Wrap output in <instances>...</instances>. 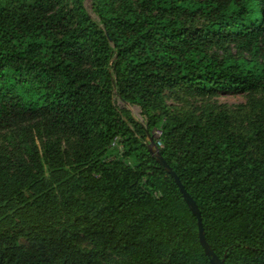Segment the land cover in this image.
Segmentation results:
<instances>
[{"label": "trees", "instance_id": "1", "mask_svg": "<svg viewBox=\"0 0 264 264\" xmlns=\"http://www.w3.org/2000/svg\"><path fill=\"white\" fill-rule=\"evenodd\" d=\"M0 1V130L41 118L85 145L70 174L55 144L40 154L19 134L26 159L0 166V264H104L107 252L120 257L113 264H211L196 217L147 150L146 130L162 120L160 154L195 201L206 242L224 264H264V120L239 134L223 109L189 125L164 96L181 85L256 93L251 116L264 119V0H141L140 11L95 0L101 26L82 0L71 9ZM184 15L204 26L188 31ZM230 43L234 52H210ZM114 96L138 106L145 126ZM116 136L135 165L99 162ZM30 227L43 250L18 243ZM78 234L93 248L77 245Z\"/></svg>", "mask_w": 264, "mask_h": 264}, {"label": "rangeland", "instance_id": "2", "mask_svg": "<svg viewBox=\"0 0 264 264\" xmlns=\"http://www.w3.org/2000/svg\"><path fill=\"white\" fill-rule=\"evenodd\" d=\"M138 11H140L141 0H131ZM199 1V0H193ZM3 1H0L2 4ZM67 8H74L73 0H66ZM82 4L89 14L93 22L101 26L98 16L95 13V0H82ZM117 8L120 7L119 2L115 3ZM183 27L188 31H194L204 26V21L198 15H184L181 17ZM234 52L235 45L230 43L228 47L225 45H213L210 52L216 55H221L223 50ZM264 54V53H263ZM165 102L169 112L179 111L184 116L185 120L191 125L195 120L205 121L207 112L212 110L227 109L232 113L231 126L232 129L239 134H245L252 130L254 123L264 120L259 116H251V108L262 100L261 96L256 93L249 92H218L215 94H207L199 91H192L189 87L177 86L173 89L166 90L164 93ZM114 106L120 112L125 109L129 111L131 116L144 126L146 124V116L141 113L138 106L122 101L120 98L114 96ZM163 120L152 129L154 138L161 135V127ZM24 132L27 140L34 145L38 152L42 154L45 146L49 143L55 144L59 150L66 170L73 174L78 165V155L85 156V145L80 138L67 127H55L44 119L34 118L21 122L16 126L8 129L0 130V166L6 164L9 160L16 161L19 159H26L25 154L18 145L19 134ZM122 139L116 136L112 142L105 148L103 156L99 159L101 164H111L118 161L126 165H135L133 158H126L123 156L124 149L121 145ZM45 176L48 180L47 166L44 164ZM81 199L89 202H97L93 196H88L84 193L80 195ZM100 202V201H99ZM98 202V204H100ZM26 229V228H25ZM22 231V235L18 238V243L27 251H41L42 244L38 239V233L34 228H28ZM73 241L82 248L91 249L93 244L91 240L83 234H78L73 237ZM46 250V249H44ZM120 257L112 253H105L102 257L104 264H113Z\"/></svg>", "mask_w": 264, "mask_h": 264}, {"label": "water", "instance_id": "3", "mask_svg": "<svg viewBox=\"0 0 264 264\" xmlns=\"http://www.w3.org/2000/svg\"><path fill=\"white\" fill-rule=\"evenodd\" d=\"M146 138H147V150L149 154L156 160V162L163 167V169L170 175V177L173 178L174 183L178 186L179 191L182 195V198L192 214L197 219V227H198V239L200 246L202 247L205 255L209 258V261L211 264H224V261L220 259L212 250L211 246L206 242L205 236H204V230L202 227L200 212L198 210V207L195 203V201L192 199V197L189 195V193L185 190L184 186L180 182L179 178L175 174V172L172 170V168L166 163L162 155L160 154L159 148H158V142L154 138V134L150 133L146 130Z\"/></svg>", "mask_w": 264, "mask_h": 264}, {"label": "built area", "instance_id": "4", "mask_svg": "<svg viewBox=\"0 0 264 264\" xmlns=\"http://www.w3.org/2000/svg\"><path fill=\"white\" fill-rule=\"evenodd\" d=\"M157 142H158V145H161L159 141H157Z\"/></svg>", "mask_w": 264, "mask_h": 264}]
</instances>
